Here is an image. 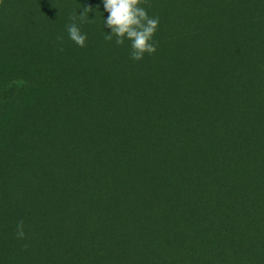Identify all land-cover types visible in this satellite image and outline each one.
<instances>
[{
  "label": "trees",
  "instance_id": "trees-1",
  "mask_svg": "<svg viewBox=\"0 0 264 264\" xmlns=\"http://www.w3.org/2000/svg\"><path fill=\"white\" fill-rule=\"evenodd\" d=\"M85 4L93 9L89 19L99 13L104 23L103 0ZM153 7L150 17L162 12L159 21L169 18L173 25L172 32L169 24L163 29L164 38L154 37L155 54L135 61L130 42L117 46L115 37L98 39L97 49L120 73L138 82L145 77L148 89L163 97L173 96L176 84L189 87L193 114L179 113L188 105L175 102L176 110L166 109L175 120L162 135L150 125V110L115 116L108 102L107 112L86 126L82 151L75 142H58L49 180L36 179L25 210L11 209L0 229V264H264V189L257 188L264 183V0H156ZM243 9L242 21H233L232 11ZM190 16L191 26L185 22ZM246 25L260 28L261 36L240 44ZM208 41L212 45L198 53V44ZM172 68L180 72L171 78ZM7 79L25 81L22 74ZM200 106L209 111L203 118ZM124 128L125 140L119 135ZM171 139L179 146L196 141L198 154L174 165L177 155L166 150ZM69 150L76 151L72 167L63 162ZM192 160L201 165L197 172ZM20 221L23 240L16 236Z\"/></svg>",
  "mask_w": 264,
  "mask_h": 264
},
{
  "label": "rangeland",
  "instance_id": "rangeland-1",
  "mask_svg": "<svg viewBox=\"0 0 264 264\" xmlns=\"http://www.w3.org/2000/svg\"><path fill=\"white\" fill-rule=\"evenodd\" d=\"M85 1L54 0L62 5L67 2L63 6L67 10L65 13L61 6L51 4L50 0H0V229L6 225L11 209L23 211L28 207V193L32 191L36 179L41 178L46 182L51 177V170L56 164L55 155L52 157L54 146L63 141L69 147L71 142H75L81 152L87 141L86 126L98 112H107L108 102H112L111 113L115 116L127 109L134 113L150 110L151 115L155 117L150 125L156 127L157 124L162 135H167L165 126L175 120L167 114L166 109L176 110L178 107L175 102L188 105L185 108L179 107L178 112L181 114H186L184 109L193 114L195 109L189 106L191 102L186 92L189 87L176 84L174 95L170 93L172 99L170 95L163 97V92L154 87L148 89L145 77L140 78L138 82L133 79L131 73L124 75L120 73L121 69L106 62L107 53L97 49L96 41L111 33L97 17L99 13H94L91 17L94 20L90 19V22L76 21L81 32L87 36L86 46H77L69 38L66 26L72 23L69 19L71 15L78 16L83 13ZM155 1L148 0L147 4L143 5L149 16L155 10ZM244 10H238L234 14L232 11L233 21H242ZM159 14L162 15V12ZM159 14L154 13L153 16L161 18ZM205 15L210 22L214 21L207 12ZM107 16L104 13L105 20ZM96 17L98 22H95ZM194 18L195 16H190L185 22L191 26ZM169 21V18L159 21L155 37H165L163 29L167 24L172 32V21ZM243 29L244 32L239 37L240 44L244 43L243 40L248 41L252 35V38L257 35L256 39H260V28L246 25ZM60 37L62 39H59ZM211 45V41L198 44L203 48L197 49L198 53L203 54ZM109 50L114 51L116 48L111 46ZM215 50L214 48L207 51L212 54ZM188 51L192 53L193 47L188 46ZM241 57L252 60L251 53H243ZM204 59L209 68L212 62L208 57ZM125 64L124 61L123 68ZM188 69L194 71L191 67ZM177 72L180 71L172 68L170 77ZM17 74H22L25 81L11 85L7 78ZM170 86L172 90V84ZM149 92L155 94L154 104L146 95L150 94ZM200 107L202 109L198 110L197 115L203 118L209 111L206 112L205 107ZM181 120L177 119L176 123ZM208 132L209 129L206 134ZM178 133L179 131L174 129L173 135ZM127 134V129L119 130V135L124 140ZM187 141V144L179 141L183 144L179 146L177 139H171L170 145L166 146V150L177 155L172 160L174 165L189 161L191 155L198 154V143ZM262 142L264 144V138ZM186 145L187 148H184ZM159 149L164 151L163 148ZM75 153V150L64 152V155L68 156L63 162L69 167L74 166L71 160ZM191 164L194 172L201 167L195 160H192ZM257 188L263 190L264 183L260 182ZM32 202L31 199L30 204ZM176 210L180 212L182 206L176 208L173 213ZM8 246L12 248V243H8Z\"/></svg>",
  "mask_w": 264,
  "mask_h": 264
},
{
  "label": "clouds",
  "instance_id": "clouds-1",
  "mask_svg": "<svg viewBox=\"0 0 264 264\" xmlns=\"http://www.w3.org/2000/svg\"><path fill=\"white\" fill-rule=\"evenodd\" d=\"M147 2L148 0H103L104 10L108 13L107 19H103L104 25L111 30L105 40L111 42L115 37L117 46H123L126 40L129 41L130 56L135 61H140L145 55H153L157 51L154 37L159 27V18L149 16L143 7ZM91 11L93 9L90 6L85 7L82 14L69 17L72 23L66 26L68 36L79 47L86 46L87 36L81 32L76 21L90 22ZM24 229V222L20 221L16 226L18 239H25Z\"/></svg>",
  "mask_w": 264,
  "mask_h": 264
}]
</instances>
